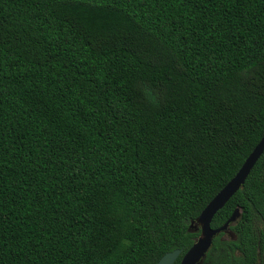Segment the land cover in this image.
I'll list each match as a JSON object with an SVG mask.
<instances>
[{"label": "trees", "instance_id": "obj_1", "mask_svg": "<svg viewBox=\"0 0 264 264\" xmlns=\"http://www.w3.org/2000/svg\"><path fill=\"white\" fill-rule=\"evenodd\" d=\"M264 135V0H0V264H156ZM201 264H262L264 152Z\"/></svg>", "mask_w": 264, "mask_h": 264}, {"label": "water", "instance_id": "obj_2", "mask_svg": "<svg viewBox=\"0 0 264 264\" xmlns=\"http://www.w3.org/2000/svg\"><path fill=\"white\" fill-rule=\"evenodd\" d=\"M264 152V135L248 155L236 175L212 198L199 216L191 222L190 228L199 231V236L192 246L182 256L179 264H201L209 251L213 239L220 233H229L230 224L235 223L240 210L236 208L229 220L217 229L211 228V222L215 214L241 189L249 173ZM181 250L176 249L164 254L156 264H174Z\"/></svg>", "mask_w": 264, "mask_h": 264}, {"label": "flooded vegetation", "instance_id": "obj_3", "mask_svg": "<svg viewBox=\"0 0 264 264\" xmlns=\"http://www.w3.org/2000/svg\"><path fill=\"white\" fill-rule=\"evenodd\" d=\"M240 217V216H239ZM235 223H233V224H230V226H233ZM230 226H229V228H228V231L230 232V234L229 233H224V238L226 239L227 237H233V232L230 230ZM219 235V234H218ZM217 235V236H218ZM216 236V237H217ZM211 248V247H210ZM205 259V258H204ZM262 264H264V258H262Z\"/></svg>", "mask_w": 264, "mask_h": 264}]
</instances>
